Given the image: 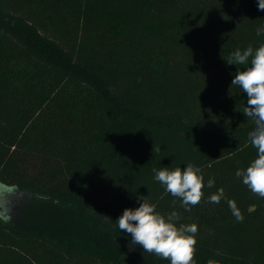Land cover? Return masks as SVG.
Masks as SVG:
<instances>
[{"label":"trees","instance_id":"1","mask_svg":"<svg viewBox=\"0 0 264 264\" xmlns=\"http://www.w3.org/2000/svg\"><path fill=\"white\" fill-rule=\"evenodd\" d=\"M261 26L258 0H0V264H170L118 230L140 197L198 226L196 264H264V198L235 175L257 156L231 86L250 64L226 62ZM189 163L185 211L153 169Z\"/></svg>","mask_w":264,"mask_h":264},{"label":"clouds","instance_id":"2","mask_svg":"<svg viewBox=\"0 0 264 264\" xmlns=\"http://www.w3.org/2000/svg\"><path fill=\"white\" fill-rule=\"evenodd\" d=\"M258 9L264 11V0H258ZM264 34V26L256 29V35ZM228 65H249L245 70H237L231 86H237L247 97L243 114L254 121L255 127L248 133L249 143L257 149L256 158L244 170H237L235 175L242 178V183L260 198H264V43L253 50L248 46L245 50L232 52L227 60ZM155 181L161 183L166 193L181 201V207L190 211L204 197V177L201 169L189 163L186 168L169 169L162 167L153 169ZM215 181L209 178L207 187H214ZM0 185V188H3ZM222 193L212 194L209 202L219 203ZM136 209L126 208L115 222L118 230L131 234V245H139L144 252L169 260L170 264H196V224H181L177 211L167 216L156 210V205L145 197ZM175 204V200L173 201ZM229 208L237 221L244 217L235 201H229ZM208 264H218L209 260Z\"/></svg>","mask_w":264,"mask_h":264},{"label":"rangeland","instance_id":"3","mask_svg":"<svg viewBox=\"0 0 264 264\" xmlns=\"http://www.w3.org/2000/svg\"><path fill=\"white\" fill-rule=\"evenodd\" d=\"M109 29V28H108ZM109 31H110V33L113 35V36H115V37H117V36H119V35H121L120 34V30H119V28H117L116 27V24H112L111 25V29H109ZM109 33V32H108ZM5 193V192H4ZM7 193V192H6ZM8 194L10 195V192H8ZM6 196H8L7 194H6ZM13 201V198H10V203ZM15 201V203H16V201L17 200H14ZM13 205V204H12ZM13 207V206H12ZM14 208V207H13ZM12 208V209H13ZM11 209V210H12Z\"/></svg>","mask_w":264,"mask_h":264}]
</instances>
